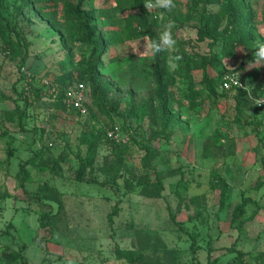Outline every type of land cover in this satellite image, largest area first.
<instances>
[{
  "label": "rangeland",
  "instance_id": "rangeland-1",
  "mask_svg": "<svg viewBox=\"0 0 264 264\" xmlns=\"http://www.w3.org/2000/svg\"><path fill=\"white\" fill-rule=\"evenodd\" d=\"M42 1L0 0V14L29 44L21 69L26 78L19 81L23 51L7 41L0 22V264H206L210 249L213 264H264V210L244 224L236 249H223L237 236L229 222L240 191L257 198L264 191L255 192L264 180V140L235 120L238 102L245 111L260 109L256 99L264 100V66L249 67L256 42H264V0H174L168 12L138 8L146 29L132 40L123 34L129 12L113 0ZM169 21L175 23L173 55L183 57L175 70L167 66L168 53H138L144 37L156 39ZM200 26L217 40H200ZM241 27L254 28L248 44L235 43L223 55V38ZM101 40L90 77L94 42ZM228 78L239 81L242 97L219 94ZM78 81L99 86L113 115L131 107L129 129L113 125L89 92L90 125L68 111L59 94ZM13 87L30 98L29 115L41 127L33 152L13 112ZM190 88L198 94L193 102ZM85 131L100 137L95 147ZM33 155L25 188L49 205L19 188V166ZM74 172L84 181H75ZM217 176L227 195L210 188ZM48 209L50 226L39 229L35 212Z\"/></svg>",
  "mask_w": 264,
  "mask_h": 264
},
{
  "label": "trees",
  "instance_id": "trees-1",
  "mask_svg": "<svg viewBox=\"0 0 264 264\" xmlns=\"http://www.w3.org/2000/svg\"><path fill=\"white\" fill-rule=\"evenodd\" d=\"M4 1V0H3ZM39 2H42V0H37ZM116 4V7L123 12H129V14L125 18V26L123 30V34L125 35L126 40H132V39H137L140 38L144 35V30L146 29V23L144 21V18L142 15H138L134 13V10H137L138 8H143L145 0H113ZM205 0H203L204 2ZM0 22L2 26V31L4 33L5 38L7 41L12 45L13 48L16 50H22L23 55L20 58V76H19V81L24 80L26 78V75L24 71H21V69L24 67V64L27 60L28 56V49H29V44L23 40L19 32L16 30V28L11 24V22L8 20L7 17H4L0 14ZM136 24V25H133ZM245 28V29H242ZM241 30L239 33H231L227 35L226 37L223 38L222 42V49L221 52L223 55H229L231 52V49L233 48V44L238 43V44H248L247 40L249 38V34L251 31H254V28L251 27H241ZM90 33V32H89ZM199 38L200 40L209 38L212 39L213 42L217 40L216 36L213 35H208L207 33L202 32V26L199 27ZM104 48V43L103 41H95L94 42V48H93V57L96 56L94 59L91 57L89 59V76L94 77L96 75V66H98V57L103 51ZM230 51V52H229ZM206 79L208 80V77L205 75ZM82 81H78L76 83H80ZM69 84L67 87L74 85ZM84 83V82H82ZM211 90L213 93L218 94L217 90L214 89V87L211 85ZM85 85V105L88 109V114L85 117H81L82 119L85 120L87 124H91L93 114L92 112V106L91 102L88 100V92L89 96L92 95L93 100L95 101L96 105L100 108V110L103 112V114L110 120V122L113 125H117L120 127L122 130H128L129 125L126 123V116L130 117L132 116V108L131 107H125L123 110L118 111L114 115L112 114V109H110L106 103L104 102L105 96H103V91L99 86L96 85ZM64 88L62 92L59 94L60 101L62 104H64V93L65 90L67 89ZM244 89L242 87H232L228 90L222 88V84L220 85V92L219 94L227 93V92H232L235 91V97L238 99L242 97L244 94ZM12 92L15 96L14 103H15V108H14V114L17 116V124L19 126V129L23 132L26 133L27 137L29 138L28 142V148L31 151L32 146H34L36 143L42 141L41 137V127L36 123V120L34 119L33 116L29 115V110L30 107L32 106V102L30 101V98L21 91H18L15 87L12 88ZM198 94L193 91L192 88H190V94H189V100L193 102L197 98ZM93 102V101H92ZM67 107V106H65ZM237 112L235 116V120L244 125V126H251L253 131L255 132V135L257 136L259 142L264 140V115L260 113V109H246L245 111L240 108L239 102L236 105ZM68 111L75 113L80 117V115L75 112L74 110L68 108ZM84 137L89 141V146L90 147H95L97 143L100 142V137L94 138L92 135L91 131H85L83 133ZM106 139L105 132L102 133V135ZM108 140V139H107ZM130 140L132 143H134L136 146H138L140 149L147 150V148L143 145L141 141H137L134 137H130ZM53 149L52 151L58 150V144L55 145V141L52 144ZM114 148V145H113ZM33 152V151H31ZM34 155L27 158L23 163L20 164L19 166V174H20V182H19V188L22 190L23 194L30 199L31 201H34L36 203H43L44 205H49L50 202L45 201L44 198L38 196V195H31L28 193V191L25 188V183L30 179V173L27 170V166L32 163L34 160ZM57 160L62 161L64 160V156L62 154L57 156ZM261 167L264 172V155H262L261 159ZM156 180L158 184L160 185L157 172L154 173ZM74 180L77 182L84 181L82 173L80 172H74ZM89 182H94V181H89ZM264 187V180L261 181L260 185L257 187L256 191H260ZM210 188L212 190H220L222 193L227 195V189L228 185H226V182L223 177L217 176L216 181H212L210 183ZM241 192V198L238 203H236L233 206L232 214H231V219L229 222V228L232 230H235L237 232V236L233 243L230 245V247H226L223 249H226L228 251L236 249L235 246L238 244L239 239L244 236L245 229H244V224L247 223L248 221L252 220L259 210L264 209V203H260L259 199L261 197H264V191L260 197H252V196H246L245 191H240ZM225 195V196H226ZM252 204L254 205V208L251 210H248V206ZM118 211V205H114L112 211L108 214V222L110 225L113 223V216L117 213ZM37 214V222H38V228L39 229H47L50 226V220L53 217V213L51 209H48L46 211H36ZM171 220L177 225L179 228L184 230V224L180 222H176L175 218L173 215H170ZM214 249L208 250L207 253V262L206 264H213V259H211V253L213 252ZM117 252V251H116ZM238 253L240 254L241 252L238 250ZM117 258H121V256L117 255ZM47 264H52V261H49Z\"/></svg>",
  "mask_w": 264,
  "mask_h": 264
},
{
  "label": "clouds",
  "instance_id": "clouds-1",
  "mask_svg": "<svg viewBox=\"0 0 264 264\" xmlns=\"http://www.w3.org/2000/svg\"><path fill=\"white\" fill-rule=\"evenodd\" d=\"M174 0H145L144 8L148 10H164L166 12L175 8ZM175 27L174 21H169L163 30L159 32L156 39L145 36L143 40V51L137 52L141 56L152 55L165 52L167 56V66L170 70H175L179 67V62L183 57L179 54L173 55L177 52L176 40L173 38L172 29ZM255 65L264 66V42L257 41L253 52V61L249 63L252 68ZM257 105H264V100L256 99Z\"/></svg>",
  "mask_w": 264,
  "mask_h": 264
},
{
  "label": "built area",
  "instance_id": "built-area-1",
  "mask_svg": "<svg viewBox=\"0 0 264 264\" xmlns=\"http://www.w3.org/2000/svg\"><path fill=\"white\" fill-rule=\"evenodd\" d=\"M232 87H241L239 81L235 78L225 79L222 83L223 89H230ZM64 104L77 112L80 117H85L88 114V109L85 105V85L84 83H76L67 87L64 93ZM258 108L264 111V105H258ZM117 128H115L116 130ZM113 132L107 133V138H113Z\"/></svg>",
  "mask_w": 264,
  "mask_h": 264
},
{
  "label": "crops",
  "instance_id": "crops-1",
  "mask_svg": "<svg viewBox=\"0 0 264 264\" xmlns=\"http://www.w3.org/2000/svg\"><path fill=\"white\" fill-rule=\"evenodd\" d=\"M264 209H262V210H259V212L261 213V211H263ZM259 212L257 213V215L254 217V219H258V218H260V215H259ZM262 220V219H261ZM261 222V221H260Z\"/></svg>",
  "mask_w": 264,
  "mask_h": 264
}]
</instances>
